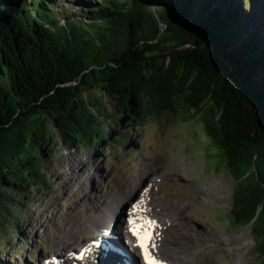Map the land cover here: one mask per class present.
Here are the masks:
<instances>
[{"label":"trees","instance_id":"1","mask_svg":"<svg viewBox=\"0 0 264 264\" xmlns=\"http://www.w3.org/2000/svg\"><path fill=\"white\" fill-rule=\"evenodd\" d=\"M98 1L92 23L85 25L69 16L61 24L49 0H0L1 257L3 236H9L20 219L14 208H26L17 196L24 199L47 187L41 160L50 156L39 149L54 138L50 129L72 149H101L105 141H114L105 131L111 118L118 116L130 132L170 111L182 122L199 116L212 146L230 164L255 151L264 158V133L251 128L259 122L256 112L249 124L239 107L227 103L219 123L212 109H205L201 82L188 84L180 72L181 56L172 62L177 66L163 67L162 55L147 43L151 0ZM158 2L162 11L190 18L204 38L213 40L245 78L264 113V5L253 15L244 11L251 0ZM186 54L203 64L206 58L215 59L200 49ZM212 74L217 76L216 71ZM217 85L227 84L220 79ZM105 97L114 100V112L105 107ZM247 197L234 201L235 224L252 218L240 215L241 201L253 206L254 198Z\"/></svg>","mask_w":264,"mask_h":264},{"label":"rangeland","instance_id":"2","mask_svg":"<svg viewBox=\"0 0 264 264\" xmlns=\"http://www.w3.org/2000/svg\"><path fill=\"white\" fill-rule=\"evenodd\" d=\"M85 1L84 4H76L71 0H49L61 24L69 16L75 23L82 21L89 25L92 23L91 15L100 5L98 0ZM150 4L159 2L151 0ZM251 5L244 11L257 15L264 0H251ZM104 104L114 112L113 99L105 97ZM118 123L117 116L105 124L106 133L114 141H105L101 149H72L50 129L54 138L43 142L39 149L50 156L41 160L47 187L41 192L26 194L24 199L17 196L26 208L23 212L19 207L14 208L20 219L15 230L9 236H3L0 264H43L46 258L65 255L67 248L78 249L84 241L95 237L93 234L97 227L92 228L91 235L82 237L83 242L81 236L75 242L63 240L67 229H76L75 225L79 227L88 224L89 220L100 219L101 211L112 203L111 216L119 219L121 215H127L124 212L127 211L126 205L136 199L150 182H155L152 200L156 204L150 213L162 219L169 228L159 248L163 258L177 264H264V253L254 248L255 244L260 248L264 242V190L260 188L264 187V168L257 170L260 181L257 172L253 174L252 166L241 165L230 172L219 150L209 144L200 123L182 122L170 111L150 121L144 128L130 132L125 130L126 123H120L121 126ZM51 126L48 122V127ZM183 170L187 174L182 182L180 173ZM162 171H178V174H172L173 178L163 182ZM237 184V195H242V191L252 186L262 197L256 200L255 210L245 200L240 202V215L252 217L249 220L252 224L242 222L235 225L229 217ZM186 186L189 192L195 193L194 198L188 200L176 196L187 190ZM88 196H93L91 204ZM176 200L179 203L184 200V204L180 203L183 204L180 208L182 214L170 207V202L174 204ZM93 207L99 210L94 211ZM177 217H185L192 224L189 227L191 240L188 241L186 232L180 231L175 224L174 218ZM107 218L105 227L109 224ZM170 238L180 243L174 249L175 253H169L166 248Z\"/></svg>","mask_w":264,"mask_h":264},{"label":"water","instance_id":"3","mask_svg":"<svg viewBox=\"0 0 264 264\" xmlns=\"http://www.w3.org/2000/svg\"><path fill=\"white\" fill-rule=\"evenodd\" d=\"M149 14L151 21L146 25V29L149 31V40L147 43L152 45L157 50L156 52L158 54L162 55L160 59L163 67L167 68L170 67V65H176L172 63L174 58L181 56L180 61L183 69L181 70L179 68L180 72L185 74L188 79V84L191 81H196L197 83L201 82L202 85L200 87L203 89V91L205 90V97L203 101V103L207 104L205 109H207V107L212 109V112L215 114L216 121L220 123L221 117L224 114L225 106L227 103H232L240 108V111H242L243 115L245 116L244 120H246L249 124L250 119L254 117V112H256L259 122H254V125L252 124L251 128H253L255 132L264 133V113L257 103L254 102L252 93L249 90V85L245 82V78H241L231 61L224 58V52L218 51L215 48L213 40L204 38L203 32H200L196 29V25L192 20L186 16L185 18L184 15L164 12L161 10L159 4L151 5ZM193 37L197 38L198 41L196 43V40H194ZM196 49H200L204 53L209 51L215 57V59L210 57L206 58L207 61H209L208 63L205 62V64H203L201 59L197 60L196 57L191 58L186 54V52ZM182 54L185 56H182ZM212 71H216L217 76L213 77ZM220 79L224 82V84L227 85H217V82H220ZM218 97L221 99L220 103L218 102ZM190 121H198L200 123L199 116H195ZM200 125L205 133V136H208L210 140L209 144L212 146L211 137L206 133L201 123ZM255 132L251 134L252 137L255 136ZM263 160L264 158L260 156L257 151H255V153H252L251 156H249L247 153L241 155V157L239 156L237 162L235 161L233 164H230L227 160V167L229 168L230 172H233L234 169H238L241 165L252 166L254 168L253 174L257 172L258 175L257 170L264 168ZM258 180L260 181L259 175ZM237 187L238 184L233 193L232 207L229 211V217L233 222L232 209L237 196L239 198L242 196L246 198L249 196L251 199L254 198V200H252L254 210L257 207L255 204L256 200L262 198L260 196V192L256 193L254 187L252 186L246 188L245 191H242V195H237ZM260 188L261 190H264V187L260 186ZM244 224H252V220ZM263 244L264 242H262L261 246ZM254 248L256 250L261 249V247L259 248V244H255Z\"/></svg>","mask_w":264,"mask_h":264},{"label":"bare ground","instance_id":"4","mask_svg":"<svg viewBox=\"0 0 264 264\" xmlns=\"http://www.w3.org/2000/svg\"><path fill=\"white\" fill-rule=\"evenodd\" d=\"M69 165L70 166H72V167H75L76 165L75 164H73V163H69ZM176 166H174V169H177V167L175 168ZM179 170V169H178ZM182 171V170H181ZM173 172V171H172ZM178 172V171H177ZM177 172H173V173H171V172H163L162 171V174H161V176H162V179H163V182H167V181H169V179L172 177V174L174 175L175 173H177ZM180 173V172H179ZM178 174V173H177ZM186 172L183 170V172H181L180 173V177H181V181L183 182V179H184V177L186 176ZM176 175V174H175ZM131 177V176H130ZM179 177V176H178ZM179 177V178H180ZM173 178V177H172ZM176 179H177V177H176ZM187 180V179H186ZM128 181H129V179H128ZM127 181V182H128ZM158 181V180H157ZM126 182V181H125ZM177 182V181H176ZM155 182H150L149 184H147V186L144 188V190H141L139 193H138V195H137V197H136V199L135 198H133L132 200H130V202H129V204H130V212L127 214V215H121V217L119 218V219H115V217L112 215L111 216V213L113 212V211H111L112 210V204H114V203H112V204H108L107 206H105V208L101 211V214H100V216H101V218L100 219H94V220H92V221H90L89 220V222H88V224H86L85 223V225L84 224H82V226L80 225L79 227H77L76 225H75V227H76V229H67L66 231V233L63 235V240H67V241H78L79 239H80V236H81V241L83 242L84 240V238H82V237H84V236H86V235H91V230H92V228H95V227H97V229H104V228H106L107 230L108 229H110V227H112L111 226V224L112 225H115L116 224V222L118 223H121V225H122V230L124 231V233L125 234H129V233H131V228H132V225L130 224V220H135L137 223H136V227L137 228H139L140 227V225H144V230H147V231H154V235H153V242L154 243H156V244H158L160 247H161V243H162V241H163V236H164V233L165 232H167V231H169V228H167V225H166V223L162 220V219H158V218H156L155 216H154V214H153V212H152V214L150 213L153 209H154V206L156 205V204H154L153 203V197H152V189H153V184H154ZM189 183V182H188ZM124 184H126V183H124ZM125 186V185H124ZM188 186V185H187ZM186 186V187H187ZM135 187V186H134ZM185 187V186H184ZM124 188H126V187H124ZM190 188V187H189ZM184 189V188H183ZM121 190V189H120ZM186 190V189H185ZM185 190H184V192H185ZM194 190V189H193ZM187 192H183V190H182V194L180 193V195H176V196H178V198H180V199H182V198H188V200L189 199H191V198H194V194L195 193H193V191L191 190V192H189L188 191V187H187V190H186ZM130 192V191H129ZM194 192H196V191H194ZM197 195V194H196ZM180 196V197H179ZM89 198H88V200L90 201V203L89 204H91V201H92V197L93 196H88ZM177 198V199H178ZM173 199V198H172ZM171 199V200H172ZM175 199V198H174ZM128 200V199H127ZM181 201V200H180ZM185 201H186V199H185ZM155 202V201H154ZM173 202V201H172ZM184 202V200H182L180 203H183ZM102 203V202H101ZM179 202H177V200L175 201V203L173 204V203H171L170 202V207L172 208V209H175V210H177L176 211V213H180V208H182L183 206V204L181 205ZM159 205V204H158ZM111 206V207H110ZM89 207V206H88ZM94 208V207H93ZM119 209V208H118ZM95 210H99V208H94V211ZM88 211L90 212L91 211V209H88ZM110 213V214H109ZM180 214H182V213H180ZM108 216V218L107 219H109V226L108 227H105L104 226V221H105V217H107ZM148 221H150L151 222V224L149 225L147 222ZM174 222H175V224L178 226V228H179V230L180 231H182L183 233H185L186 232V239L189 241V240H191L192 239V236H191V234H190V232H189V230L191 229V228H189V227H191L190 225H192V224H190V223H188L187 222V220L185 219V217H177L176 219L174 218ZM111 223V224H110ZM69 226V225H68ZM67 227V226H66ZM70 227V226H69ZM72 227V226H71ZM74 227V226H73ZM99 227V228H98ZM68 228V227H67ZM96 229V230H97ZM183 229V230H182ZM95 230V231H96ZM95 231H94V234L93 235H95L96 233H95ZM129 231V232H128ZM146 231V232H147ZM160 233V234H159ZM92 235V236H93ZM100 237V234H98V238ZM94 240H99V239H94ZM86 241H88V239L86 240ZM85 242V241H84ZM179 242L178 241H176L175 239H168L167 240V242H166V248H167V250H168V252L169 253H175V250L174 249H177L178 247L177 246H179ZM55 245V243H53L52 244V246H54ZM83 246V245H82ZM177 247V248H176ZM83 248V247H82ZM130 250V249H129ZM166 250V251H167ZM161 252V251H160ZM94 255L96 256L95 258H93V260H92V263L93 264H116V262L118 261V258L117 257H115L114 258V260L112 261V262H110V258L109 257H105L104 259H98L97 258V256L98 255H101L102 254V252L101 253H98V252H96V251H94ZM108 255H110V254H108ZM61 259H63L64 260V263H67L68 262V260H67V258L65 257V256H63V257H61ZM162 260H164L163 262H169V264H177V262L176 261H170V260H168V259H166V258H160L159 260L157 259V261H162ZM72 262H74V263H77V264H79V261H74L73 259L71 260ZM187 261V260H186ZM82 262H83V259H82ZM87 262H90L89 260L87 261ZM181 263V262H180ZM184 263V262H183ZM185 263H187V262H185ZM46 264H48V263H46ZM81 264V263H80Z\"/></svg>","mask_w":264,"mask_h":264},{"label":"snow or ice","instance_id":"5","mask_svg":"<svg viewBox=\"0 0 264 264\" xmlns=\"http://www.w3.org/2000/svg\"><path fill=\"white\" fill-rule=\"evenodd\" d=\"M136 221L135 220H130V224L132 225V228L130 229L133 235L137 237L138 244L137 246L142 249L144 252L145 259L147 261V264H158V262L152 258L150 255L148 248L149 245L152 242V236L151 232H145L144 231V225H140L139 228L136 227ZM149 225L151 224L150 221L147 222Z\"/></svg>","mask_w":264,"mask_h":264}]
</instances>
